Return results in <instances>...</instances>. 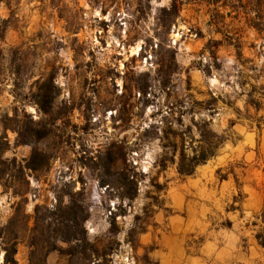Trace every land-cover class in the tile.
I'll return each mask as SVG.
<instances>
[{
  "label": "rangeland",
  "instance_id": "obj_1",
  "mask_svg": "<svg viewBox=\"0 0 264 264\" xmlns=\"http://www.w3.org/2000/svg\"><path fill=\"white\" fill-rule=\"evenodd\" d=\"M232 114L264 127V0H0V264H173L171 191Z\"/></svg>",
  "mask_w": 264,
  "mask_h": 264
},
{
  "label": "crops",
  "instance_id": "obj_2",
  "mask_svg": "<svg viewBox=\"0 0 264 264\" xmlns=\"http://www.w3.org/2000/svg\"><path fill=\"white\" fill-rule=\"evenodd\" d=\"M241 105L247 109L245 100ZM229 123L237 139L222 146L192 176L178 179L171 191L173 208L184 213L169 219L162 236L163 241L178 243L177 251L169 246L166 255L173 264H264V247L249 222L264 211V127L255 129L233 114ZM232 163L244 165L236 174L220 178L217 170ZM239 194L241 200L236 198ZM231 205L236 207L228 210ZM215 218L232 225H217ZM190 233L201 240L194 253L185 248Z\"/></svg>",
  "mask_w": 264,
  "mask_h": 264
},
{
  "label": "trees",
  "instance_id": "obj_3",
  "mask_svg": "<svg viewBox=\"0 0 264 264\" xmlns=\"http://www.w3.org/2000/svg\"><path fill=\"white\" fill-rule=\"evenodd\" d=\"M178 172L181 175L190 174L189 170H186L185 166L182 163H180L179 166H178ZM71 210L72 211H71V213H69V216H68V219H67L68 222L69 221L71 222V224L67 225V231H68V234H69L70 238L69 237L65 238L66 240H63V241H65V242L73 241V242H76V243H80V242H83L82 239L79 237V233H81V223H79L77 211L74 210V208L71 209ZM34 231L35 232L37 231L36 228H35ZM3 235H4V228L0 225V240L3 238ZM257 237H258L261 245L264 247V234H263V236H257ZM49 245H51L49 247L50 250H54L57 247V246H55V243L54 244L49 243ZM32 247H33V250L31 252V259H30L31 263H32V261L34 259V256L36 255V247H37L36 242L32 243ZM15 252H16V250H14V253ZM81 257H82V259H86L85 254H83Z\"/></svg>",
  "mask_w": 264,
  "mask_h": 264
}]
</instances>
